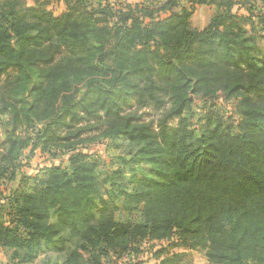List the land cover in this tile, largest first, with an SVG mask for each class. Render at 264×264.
Instances as JSON below:
<instances>
[{
    "label": "trees",
    "instance_id": "trees-1",
    "mask_svg": "<svg viewBox=\"0 0 264 264\" xmlns=\"http://www.w3.org/2000/svg\"><path fill=\"white\" fill-rule=\"evenodd\" d=\"M62 1L59 16L46 4H0V122L31 132L12 130L0 144V183L15 180L27 148L72 151L67 167L8 196L0 190L8 261L32 264L45 249L53 264H102L110 251L178 236L203 248L206 264H264V49L236 22L239 2L167 0L169 15L155 20L143 7ZM178 1L189 8L171 11ZM195 5L220 13L197 30ZM196 97L235 99L239 122L209 110L192 126ZM136 108L154 111L157 124ZM91 129L127 147L104 180L113 209L98 193L96 165L75 152Z\"/></svg>",
    "mask_w": 264,
    "mask_h": 264
},
{
    "label": "rangeland",
    "instance_id": "rangeland-1",
    "mask_svg": "<svg viewBox=\"0 0 264 264\" xmlns=\"http://www.w3.org/2000/svg\"><path fill=\"white\" fill-rule=\"evenodd\" d=\"M12 1V0H9ZM14 1V0H13ZM26 6H34L37 4H46V9L51 11L54 16H59L65 11V5L62 0H22ZM83 7L87 10L104 8L107 6L108 10L116 12L120 10L124 5H128L131 8L141 9L142 7L152 14L153 19H164L169 15L166 11L169 7L165 6L167 0H81ZM239 5L234 6L232 12L236 16V22L240 27L244 28L248 35L256 37V43L264 49V41L262 40L263 33V21H264V8L260 0H250L243 3L245 0H236ZM4 2L7 3V0ZM0 0V4L4 3ZM169 4V3H168ZM189 3L178 1V4L171 11L179 12L182 7L188 9ZM220 13L219 9L215 6H198L193 7V11L189 18L190 26L197 30H203L214 18ZM140 18H144L141 14ZM101 18H103L101 16ZM106 18V17H105ZM108 22L113 23L117 20L109 17ZM144 22H150L145 18ZM209 108V109H208ZM138 114L141 115V119L144 122H152L157 124V115L150 109H139ZM216 112L221 120L226 124L236 125L239 122V115L237 111V101L235 99H226L218 97L214 100L204 101L201 97H196L195 102L191 105V124L196 127L200 125V118L203 112L207 111ZM155 127V126H154ZM14 130L15 136L21 138H28L31 136V132H27L21 127H14L8 122L7 119L0 122V144L4 142L8 133ZM82 139H85L82 147L75 152H81L87 155V160L96 165V186L99 195L106 199L110 209H113L115 205H118L113 195L107 193L104 190V180L114 170L118 168L116 156H123L127 154V147L125 145H119L116 148L115 145L108 138H103L98 133L91 129L81 135ZM50 153L41 152L39 149L32 153H29L27 148L20 160L21 165L17 168L16 178L11 182L0 183V190L4 196H8V193L13 190L22 189L23 186L30 185L34 178L40 177L44 174L45 170L53 166L67 167V156L72 154V151L62 150L57 145H50ZM1 152V149H0ZM0 198V205L5 206V200L3 196ZM6 207V206H5ZM6 207L1 216L7 220ZM162 253L158 254V252ZM85 260H90L91 255L86 252H80ZM9 253L0 249V264H14L8 261ZM55 261V254L47 252L45 249H41L37 255L36 262L32 264H53ZM102 264H206L205 250L200 247L191 248L189 246H183L178 236H172L169 241H144L140 244L137 251L132 252H120L110 251L107 257L101 258ZM57 264H61L60 260H57Z\"/></svg>",
    "mask_w": 264,
    "mask_h": 264
}]
</instances>
